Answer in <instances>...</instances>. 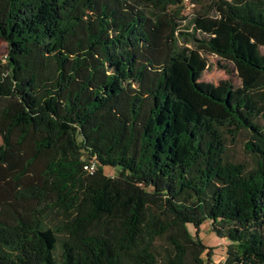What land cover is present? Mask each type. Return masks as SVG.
Masks as SVG:
<instances>
[{
  "label": "trees",
  "instance_id": "trees-1",
  "mask_svg": "<svg viewBox=\"0 0 264 264\" xmlns=\"http://www.w3.org/2000/svg\"><path fill=\"white\" fill-rule=\"evenodd\" d=\"M124 1L0 0V97L21 104L9 116L22 133L56 130L39 146L68 133L101 173L95 207L127 209L131 235L146 206L167 213L158 224L167 245L143 263L264 264V0H211L216 14L204 16L211 51L234 64L239 85L200 79L206 58L177 35L185 0ZM81 22L84 35L69 47ZM102 111L111 114L103 143L77 140ZM242 130L250 159L232 160L229 143ZM84 161L48 170L68 177ZM206 220L228 239L221 261L200 237Z\"/></svg>",
  "mask_w": 264,
  "mask_h": 264
},
{
  "label": "rangeland",
  "instance_id": "rangeland-1",
  "mask_svg": "<svg viewBox=\"0 0 264 264\" xmlns=\"http://www.w3.org/2000/svg\"><path fill=\"white\" fill-rule=\"evenodd\" d=\"M112 1L125 4L124 0ZM184 5L182 12L187 17L177 35L206 58L200 79L214 83L229 80L239 85L241 77L234 64L211 51L202 28L204 16L216 14L212 1L188 0ZM83 35L81 22L68 36V46L73 47ZM4 52L6 42L0 39V57ZM20 107L15 95L0 97V264H46L36 229L49 244L52 264H146L141 261L146 251L154 250L156 256L162 253L167 240L158 231V224L168 219L167 213L146 206L131 235L127 209L118 204L95 207L94 190L100 185V172L81 168L68 177H59L48 170L51 161L88 158L71 146L68 133L48 146H39L41 138L52 137L56 130L30 127L22 133L9 116ZM110 116V111L99 112L76 135L77 140L85 134L87 144L101 145ZM248 136L245 130L239 132L229 143L228 158L250 159L244 148ZM104 173L112 176L117 171L107 166ZM199 234L212 246L214 261L223 260L228 239L215 235L208 220L201 224Z\"/></svg>",
  "mask_w": 264,
  "mask_h": 264
},
{
  "label": "built area",
  "instance_id": "built-area-1",
  "mask_svg": "<svg viewBox=\"0 0 264 264\" xmlns=\"http://www.w3.org/2000/svg\"><path fill=\"white\" fill-rule=\"evenodd\" d=\"M185 1L188 2V0H185ZM0 58L5 59L6 53L4 52ZM82 167L85 170L92 171L96 168V163H95V161H93L91 159H89V160L87 159L86 161L83 162Z\"/></svg>",
  "mask_w": 264,
  "mask_h": 264
}]
</instances>
